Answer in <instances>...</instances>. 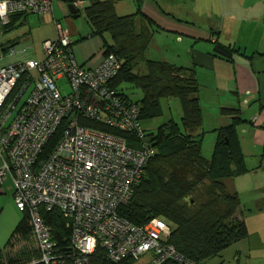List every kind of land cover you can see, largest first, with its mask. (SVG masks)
Masks as SVG:
<instances>
[{
	"label": "built area",
	"instance_id": "2783aa9c",
	"mask_svg": "<svg viewBox=\"0 0 264 264\" xmlns=\"http://www.w3.org/2000/svg\"><path fill=\"white\" fill-rule=\"evenodd\" d=\"M52 2L0 0V37L13 15L51 12ZM54 26L56 37L43 41L41 59L27 56L26 46L10 45L9 60L0 64V182L5 177L13 182V199L29 216L39 261L87 264L100 247L112 264L143 257V264H195L164 243L171 230L166 221L154 217L135 225L118 215L155 148L141 124L139 104L110 85L121 68L116 56L105 54L97 66L85 67L74 57L69 31L57 20ZM53 209L71 228L68 251L57 248L42 217Z\"/></svg>",
	"mask_w": 264,
	"mask_h": 264
},
{
	"label": "trees",
	"instance_id": "16d2710c",
	"mask_svg": "<svg viewBox=\"0 0 264 264\" xmlns=\"http://www.w3.org/2000/svg\"><path fill=\"white\" fill-rule=\"evenodd\" d=\"M121 0H91L84 7L85 17L91 27V33L103 38L109 34L111 43L103 38V55L112 53L121 64L118 74L110 82L126 99L137 102L140 106V118L161 115L160 99H177L181 110L180 123L173 119L160 125L156 134L148 133L155 153L145 165L143 175L137 183L132 198L118 207V215L135 225H142L154 217L166 221L170 227L169 235L164 239L184 259L203 264L216 256L232 243L245 238L248 234L246 224L238 215L240 199L236 192L227 190L224 180L238 176L248 170L241 148L237 126L242 121L238 109L222 107L219 113L233 115L230 124L216 129V138L209 157L202 154V140L199 129L203 124V112L198 93L200 86L191 68L176 66L164 60L147 57L153 32L158 28L152 19L145 15L139 2L135 12L118 15L115 3ZM79 12V9H76ZM25 14V13H23ZM13 15L4 32L14 27ZM213 52L230 59L234 49L215 42ZM143 66L144 71L139 70ZM140 71V72H139ZM127 82L142 91V98L137 101L120 91L121 83ZM86 125L106 127L85 122ZM60 132L57 131L44 149V155L56 143ZM118 135L130 139V133L118 132ZM129 145H133L130 140ZM184 156L186 163H193L204 171L209 181L208 190L215 200H220L223 209H212L209 204L189 212L193 199L188 194L190 186L175 193L172 183L166 179L164 169L171 160ZM11 232L5 247L0 246V264H43L39 261L40 253L32 238L31 224L27 212ZM45 223L50 226L58 249L70 250L71 228L68 220L58 209L42 211ZM26 244L19 246V242ZM16 248V253L12 251ZM34 260V262H32ZM135 260L126 258L119 264H134ZM87 264H112L105 257L103 248L98 247L88 258ZM163 264H173L166 261Z\"/></svg>",
	"mask_w": 264,
	"mask_h": 264
},
{
	"label": "crops",
	"instance_id": "0c3cea01",
	"mask_svg": "<svg viewBox=\"0 0 264 264\" xmlns=\"http://www.w3.org/2000/svg\"><path fill=\"white\" fill-rule=\"evenodd\" d=\"M90 2L82 0L74 15L68 7L70 1L53 0L51 12L19 14L13 23L28 25L24 40L35 42L36 38L42 58V43L56 37L54 20L59 21L70 33L76 61L92 68L103 57V38L91 33L86 17V27L73 20L80 12L85 16L83 9ZM139 5L158 26L150 44L158 40L164 49L172 50V58L163 55L161 60L194 70L200 86L203 122L214 120L209 125L212 133L216 134V129L230 124L233 118L232 114H220L222 107L238 109L242 121L237 131L244 155L250 147L261 151L251 165L244 156L246 172L224 180L227 190L239 196L238 215L246 224L247 236L203 264H264V173H259L264 167V0H141ZM136 9L135 0L115 3L118 15L131 14ZM174 42L177 45L172 49L170 44ZM215 42L232 47V57L216 55ZM17 43L16 38L11 45ZM206 107L210 109L204 110ZM205 111L209 116H205ZM1 162L0 156V166ZM15 250L14 247L12 251L16 253Z\"/></svg>",
	"mask_w": 264,
	"mask_h": 264
},
{
	"label": "rangeland",
	"instance_id": "374dc122",
	"mask_svg": "<svg viewBox=\"0 0 264 264\" xmlns=\"http://www.w3.org/2000/svg\"><path fill=\"white\" fill-rule=\"evenodd\" d=\"M124 12V11H119ZM74 22H78L82 26H88L85 16L80 12V15L73 19ZM65 28V25H63ZM28 29L27 24L23 25H16L14 27L9 28L7 31L3 33V35L0 37V64L6 62L9 60V50L10 45L13 40L16 38L18 39L17 47L21 46H29L27 50V56L30 57H36L41 58L40 53V42H35L32 40L25 41L23 34ZM38 36V35H37ZM103 38L108 42L111 43V38L109 34L105 33L103 35ZM174 39V37H172ZM172 40V39H171ZM176 41V40H174ZM158 40L155 42L153 41L152 44H150L147 53L148 58L153 60H161V58L166 56L167 58H172V50L164 49L162 45L157 43ZM170 42V41H169ZM171 48L173 49V45H177L176 42H174ZM139 70L142 72L144 71L143 66L139 68ZM139 71V72H140ZM62 80L58 81L60 84ZM66 86V90H67ZM120 91H122L124 94L129 96L133 100L139 101L143 94L142 91L139 88H135L132 85H130L127 82L121 83L119 87ZM118 90V89H117ZM207 91V90H206ZM205 91V92H206ZM177 99L172 98H161L160 99V107H161V115L156 117H144L141 120V124L143 128L148 132L152 134L157 133V129L160 125L167 122L170 119L175 120L176 122L180 123V116H181V110L178 104ZM209 107H206L204 110H209ZM205 116H209L208 113L205 111ZM208 120V119H206ZM214 120H209L203 122V127L201 126V129L197 131L200 133V137L202 140V154L205 157H209L211 154V150L214 145V141L216 138V134H213L211 129V126L209 127L210 123H212ZM261 154V151H257L255 147H250V149H245V155L248 159V165H251L256 162V157ZM186 158L184 156L178 157L174 160H171L169 163V166L164 169L166 179H168L172 185L175 188V193L177 194L180 190H183V187L190 186V189L188 190V194L193 199V205H189V212H193L197 209L201 208V205L209 203V207L214 209H219L222 211L223 204L220 200H215L212 193L208 190L209 181L204 176V171L198 168L193 163H186ZM259 173H264V167L260 168ZM260 175V174H259ZM260 177V176H259ZM3 184L0 186V246L5 247V244L13 231L14 227L17 225L19 220L21 219L23 213L17 209L16 204L13 199V189L14 185L10 177H5L3 180ZM6 248V247H5ZM146 260V257L141 258L139 261L135 262L134 264H143Z\"/></svg>",
	"mask_w": 264,
	"mask_h": 264
},
{
	"label": "water",
	"instance_id": "95a60500",
	"mask_svg": "<svg viewBox=\"0 0 264 264\" xmlns=\"http://www.w3.org/2000/svg\"><path fill=\"white\" fill-rule=\"evenodd\" d=\"M68 7H69L70 11H71L74 15H76V8L73 6V4L70 3V4L68 5Z\"/></svg>",
	"mask_w": 264,
	"mask_h": 264
}]
</instances>
